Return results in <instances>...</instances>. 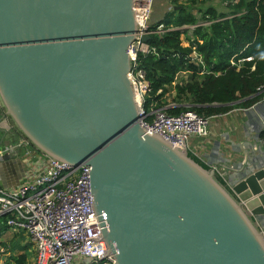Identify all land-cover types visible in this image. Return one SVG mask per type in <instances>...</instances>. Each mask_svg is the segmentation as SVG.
<instances>
[{"label": "water", "instance_id": "95a60500", "mask_svg": "<svg viewBox=\"0 0 264 264\" xmlns=\"http://www.w3.org/2000/svg\"><path fill=\"white\" fill-rule=\"evenodd\" d=\"M134 4L0 0L2 123L10 118L53 159L91 167L116 264H264V160L229 188L187 148L140 124L129 78Z\"/></svg>", "mask_w": 264, "mask_h": 264}, {"label": "trees", "instance_id": "16d2710c", "mask_svg": "<svg viewBox=\"0 0 264 264\" xmlns=\"http://www.w3.org/2000/svg\"><path fill=\"white\" fill-rule=\"evenodd\" d=\"M180 1L173 0L172 8L151 24L146 42L150 51L137 54L138 68L145 71L150 83L146 112L167 107L173 115L194 111L214 116L261 101L264 0H228L223 9L212 5L193 8ZM208 1L191 3L204 5ZM159 25L163 26L161 30ZM182 36L188 45H183ZM194 54L203 62L193 59ZM248 57L252 60L242 61ZM189 156L209 169L192 153ZM217 179L226 185L219 175ZM28 260L23 252L6 263L29 264Z\"/></svg>", "mask_w": 264, "mask_h": 264}, {"label": "built area", "instance_id": "2783aa9c", "mask_svg": "<svg viewBox=\"0 0 264 264\" xmlns=\"http://www.w3.org/2000/svg\"><path fill=\"white\" fill-rule=\"evenodd\" d=\"M153 2L135 0L134 4L136 18L139 16L141 21L137 20L139 33L129 49L133 63L129 78L139 103V121L149 133L188 149L191 136H208L210 120L217 115L204 116L194 111L173 115L167 112V107L146 112L144 104L150 83L145 71L138 68L137 54L150 51L142 34L150 33ZM162 27L159 25V30ZM193 59L203 62L197 54ZM17 145L23 148L28 161L26 175L17 187L0 186V214L5 216L6 228L30 237L35 250L32 264H75L79 258H87L89 264H116L114 255L107 252L101 221L94 210L91 167L53 159L25 138ZM103 218L107 219L104 213Z\"/></svg>", "mask_w": 264, "mask_h": 264}, {"label": "crops", "instance_id": "0c3cea01", "mask_svg": "<svg viewBox=\"0 0 264 264\" xmlns=\"http://www.w3.org/2000/svg\"><path fill=\"white\" fill-rule=\"evenodd\" d=\"M249 108L235 106L212 117L208 136H191L188 141L189 152L209 168L216 169L229 188L242 182L243 173L251 166V161L261 163L264 160V108L250 115L247 114ZM3 118L4 115H0V152L7 149L8 153L4 152L3 156H8L0 159V186L13 188L23 181L28 161L23 156V148L17 145L23 141V135L10 118L8 123H2ZM4 219L0 214V236L13 234L15 238L19 233L6 228ZM16 240L22 245L18 238ZM75 264H89V260L79 258Z\"/></svg>", "mask_w": 264, "mask_h": 264}, {"label": "rangeland", "instance_id": "374dc122", "mask_svg": "<svg viewBox=\"0 0 264 264\" xmlns=\"http://www.w3.org/2000/svg\"><path fill=\"white\" fill-rule=\"evenodd\" d=\"M185 5H194L193 8H197L199 5L203 8V6H216L218 8H225L226 2L224 0H210L206 2V4H201V2H198L197 4H192L191 0H181ZM173 0H154L153 6L151 9L150 14V23H156L157 21H160V19L163 17V15L166 13V11L170 10L173 6ZM195 14L197 15V9H194ZM183 45H188L189 43L185 40L184 36H182ZM8 236H0V264H7L9 258H11L13 255H19L20 253L25 252L27 255H29V264L33 263V258L35 256V250L33 248V244L30 240V237L27 234H24L21 232L19 235H16V237H13V234H10ZM18 238L22 245L17 244Z\"/></svg>", "mask_w": 264, "mask_h": 264}, {"label": "bare ground", "instance_id": "6f19581e", "mask_svg": "<svg viewBox=\"0 0 264 264\" xmlns=\"http://www.w3.org/2000/svg\"><path fill=\"white\" fill-rule=\"evenodd\" d=\"M139 17V16H138ZM137 17V20H140V18ZM141 21V20H140Z\"/></svg>", "mask_w": 264, "mask_h": 264}]
</instances>
